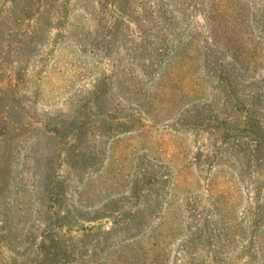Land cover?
<instances>
[{"label":"rangeland","instance_id":"374dc122","mask_svg":"<svg viewBox=\"0 0 264 264\" xmlns=\"http://www.w3.org/2000/svg\"><path fill=\"white\" fill-rule=\"evenodd\" d=\"M186 73L208 103L175 90L168 75ZM179 169L192 186L167 177ZM173 185L200 193L169 258L163 235H141L160 226L130 224L140 194ZM154 258L264 264V0H0V264Z\"/></svg>","mask_w":264,"mask_h":264},{"label":"trees","instance_id":"16d2710c","mask_svg":"<svg viewBox=\"0 0 264 264\" xmlns=\"http://www.w3.org/2000/svg\"><path fill=\"white\" fill-rule=\"evenodd\" d=\"M192 63V60L189 62V64H187V69L188 71H192L193 67L190 66ZM171 65V63H170ZM142 68L145 69L146 68V63H143ZM181 65H179L180 68ZM223 67V65H222ZM162 68L159 72H157L155 75L153 74V70L147 69L144 70L146 71L144 73V76L148 77V75H153L154 79H160L163 80V78H165V74L168 70V67H165L164 65H162ZM183 70L186 69V67H184V65H182ZM235 71V70H234ZM180 72V70H179ZM169 78L171 79V83L172 85L176 88V84L177 82L179 83V85H184L186 84V89L185 90H181L180 93H182V95L186 98L190 100V103H195V105H200V104H206L207 102V96L204 93L198 92V85H199V78H196L195 75H192L189 73H186L185 75H182L180 77V80L178 81L177 78H174L172 76V74L168 75ZM178 76V75H176ZM229 82H233L230 80V78L228 77ZM235 82V81H234ZM168 86L170 88H174L173 86H170L169 81L167 82ZM228 85V84H227ZM181 87L176 88L180 89ZM154 89V86L151 90ZM184 89V87H183ZM173 90V89H172ZM229 93H231L229 91ZM234 97L236 98V95L234 94ZM237 99V98H236ZM190 103L188 102H183V107H188L190 105ZM194 105V104H193ZM167 128H162L160 129V131L158 133H162L164 131H166ZM242 131H246V130H242ZM224 133V132H223ZM228 133L225 134L224 138H228ZM227 142V141H225ZM206 152H203L201 149L198 148V151L196 153H194L193 156V164L195 163L196 160H198L201 156H209V154H205ZM171 167V163H168ZM220 165V164H219ZM175 164L172 163V169L175 168ZM208 166H210L209 172L207 173V175H209L210 177L207 178V187L205 188L206 191V195H207V200L209 201V203L211 204L212 200H214V197L216 195V193L219 191L218 188L214 187L215 185V177L217 176V172L218 170H220V168H218V166L215 163H210ZM223 169V167H222ZM172 172V171H171ZM171 175V182H184L186 181L187 186H192L195 183V180L193 179V181H189V178L184 176L183 174H181L180 169L176 171V173L174 174V170L172 173L168 174L167 177ZM168 178H164L162 180H160V182H168L167 180ZM157 178L155 177L153 179V182H157ZM240 191L242 193H247L250 191V189L245 188V189H240ZM185 192V193H184ZM183 192L182 188L180 187H174V185L171 187V189L166 190L165 192H163V194H161V191H156V192H145L143 194H140L139 197L145 196L144 198L147 197L146 200L147 203L145 204H138L136 211H135V215L136 218L138 219V223L135 224L134 226L130 227L132 229H136L135 232L138 230V228H141L142 223H148L150 221H152V223L157 224L158 226L161 227V229L158 228H153L148 230L147 232H141L142 237H145L146 235L150 236V235H163L161 236L163 240V247L161 246L160 242H158V245L155 246V250H158L159 248L162 250H166L167 252V256H169L170 258V254H171V247H172V243L177 242V237H182L183 235H186L187 237L193 236V235H189L190 233H194L192 231L193 227H189L187 230H185V224L189 223L191 224L190 220L192 219V217H195V213L193 212V209H199L198 203H197V198H198V193H200V190L196 189V188H191L189 187V189H185ZM240 192V193H241ZM259 194V193H258ZM255 196L256 199V203H258L257 205V211L260 212L261 209V204H262V198L259 195H253ZM252 194L250 195V198L253 197ZM255 203V204H256ZM253 204V203H252ZM159 205V207H158ZM228 213H226L225 211H223V213L221 214L220 218L221 220L224 221V219H228ZM213 217H215L212 214ZM256 217H259V214L256 213L255 215ZM230 218V217H229ZM198 221V220H197ZM258 221V220H257ZM116 224V222H114L113 220V224ZM130 223V222H129ZM188 224V225H189ZM213 224L211 222H207L205 223L203 229H200V231L196 233V235L194 236H203L201 233H205L207 236L208 234H211L210 230H208V228H212ZM228 227V226H227ZM220 229H222L220 227ZM139 232V231H138ZM201 232V233H200ZM227 232L225 231V234ZM138 235H140V233H138ZM137 235H134L133 237H131L132 241L137 239ZM200 237H196V238H200ZM225 237V236H224ZM256 242H255V247L257 252H253V248L252 246L247 247V249L249 251H252V254H250V257L253 258L255 256V254H257L259 251L262 250V246L263 243L262 241L259 239V236H257L255 238ZM224 247L228 248L230 247V243L228 240H226L225 237V243H224ZM257 256V255H256ZM255 256V257H256ZM166 259V260H169ZM258 258V257H257ZM153 262L155 260H159V258H154L152 259ZM165 259L159 260L158 262H154L153 264H164ZM258 260V259H257ZM259 261V260H258ZM260 263V261H259Z\"/></svg>","mask_w":264,"mask_h":264}]
</instances>
